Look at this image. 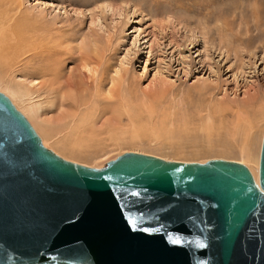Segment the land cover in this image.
<instances>
[{"label":"rangeland","instance_id":"1","mask_svg":"<svg viewBox=\"0 0 264 264\" xmlns=\"http://www.w3.org/2000/svg\"><path fill=\"white\" fill-rule=\"evenodd\" d=\"M13 2L0 0V14L15 15ZM20 2L0 93L43 147L90 168L128 152L258 168L264 0ZM18 92L42 103L38 118Z\"/></svg>","mask_w":264,"mask_h":264},{"label":"water","instance_id":"2","mask_svg":"<svg viewBox=\"0 0 264 264\" xmlns=\"http://www.w3.org/2000/svg\"><path fill=\"white\" fill-rule=\"evenodd\" d=\"M257 174L133 152L72 163L0 93V264H264V130Z\"/></svg>","mask_w":264,"mask_h":264},{"label":"bare ground","instance_id":"3","mask_svg":"<svg viewBox=\"0 0 264 264\" xmlns=\"http://www.w3.org/2000/svg\"><path fill=\"white\" fill-rule=\"evenodd\" d=\"M12 1H14L13 2V4L15 5V6H13L14 7V9H11L13 12H14V14L16 15H11L10 14V12L9 11H7V12H4V13H1L0 14V60H2L1 62H4V63H8L9 61H8V58H6L5 56H3V55H1L4 51H9L11 48H13V52H15L16 50H18L19 49V47H14L15 45H2V44H5L6 43V41H8V40H11V41H15V42H18V35H19V32H20V30L18 29L19 28V22H20V20L22 19V14H21V0H12ZM11 5H12V2H11ZM9 8H10V6H9ZM40 51V50H39ZM33 57V56H32ZM4 58V59H3ZM14 65H16L17 64V62L16 63H13ZM47 71V70H46ZM48 72V71H47ZM53 73V72H52ZM45 74V73H44ZM42 75V74H41ZM53 86V85H52ZM48 88H50V86L48 87ZM28 90V89H27ZM30 90V89H29ZM50 90V89H49ZM20 91V90H19ZM48 91V90H47ZM48 92H50V91H48ZM48 92H44L45 93V100L47 101V103L48 102H51L52 103V105H56V104H58L54 99L52 100V98L49 96V94H48ZM26 93V92H25ZM25 93H23V92H18V94L19 95H21L22 96V98L24 97V98H27V100H28V103H27V105L25 106L26 108L24 109L25 110V112H26V114L31 118V119H33V118H38L39 117V115H41V112H40V110H41V105H42V103H38V104H35L36 103V101H32V95L34 94H32L31 96L29 95V93H28V95H25ZM27 94V93H26ZM42 94V93H41ZM53 95H54V93H53ZM13 96V95H12ZM26 96V97H25ZM44 96V95H43ZM61 96V95H60ZM59 96V97H60ZM33 97H35V96H33ZM53 97V96H52ZM40 98V97H39ZM57 98V97H56ZM36 99H37V97H36ZM61 100H62V98H61ZM11 101V100H10ZM42 102H43V99H42ZM13 104V103H12ZM41 104V105H40ZM59 104L60 105H58V107L59 106H63V105H65V104H63V102L62 101H59ZM48 105V104H47ZM46 105V106H47ZM51 105V106H52ZM43 106H44V104H43ZM47 107H49V106H47ZM64 107H66V106H64ZM43 108V107H42ZM51 108V107H50ZM57 108V107H56ZM60 109V108H59ZM41 111H44V110H41ZM63 111V110H62ZM61 111V112H62ZM20 112V111H19ZM21 113V112H20ZM22 114V113H21ZM65 114V113H64ZM72 117V116H71ZM40 142H41V144H42V141H41V139H40ZM44 143V142H43ZM42 146H43V144H42ZM45 148V147H44ZM56 155V154H55ZM145 155V154H144ZM248 168V167H247ZM257 166H256V169H254V170H252V169H250L249 168V171H250V173H251V175H252V177H253V179H254V181H255V183H258V174H257ZM257 175V176H256Z\"/></svg>","mask_w":264,"mask_h":264}]
</instances>
